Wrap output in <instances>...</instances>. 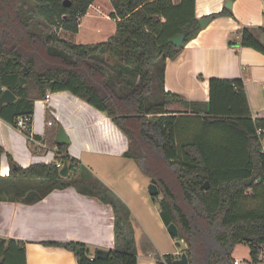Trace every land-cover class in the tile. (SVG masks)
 <instances>
[{
    "label": "trees",
    "instance_id": "obj_1",
    "mask_svg": "<svg viewBox=\"0 0 264 264\" xmlns=\"http://www.w3.org/2000/svg\"><path fill=\"white\" fill-rule=\"evenodd\" d=\"M93 1L0 0V94L9 89L16 96L0 108V118L14 127L17 117L32 116L35 100L48 92H70L105 112L125 134L124 156L152 175L161 193L160 218L165 226L176 225L188 264H233L231 252L240 243L248 245L250 261L257 264L264 244V156L256 127L264 128V118L252 120L241 79L210 78L204 103L188 102L163 86L166 60L201 29L195 0H109L116 27L107 40L81 44L61 37L59 29L78 32ZM222 15L232 14L223 8L212 17ZM181 33L183 44L175 47L170 40ZM239 35L243 47L264 52L249 29H240ZM21 77L26 81L19 86ZM171 103L189 107L196 116L170 114L166 105ZM195 119L204 123L203 129ZM56 131L52 125L47 132L48 143L57 148L53 162L22 167L0 146V159L6 154L9 165L8 175H0V201L32 203L69 187L95 197L111 207L114 217V246L105 258L90 260L93 253L79 241L43 243L72 252L77 264H136L129 207L68 156V144L56 143ZM55 161L68 166L67 176L59 174ZM150 161L161 173L147 167ZM205 182L207 189L201 188ZM30 190L38 195L26 200ZM145 241L141 251H154L148 237L150 246L144 249ZM0 264H26L24 242L0 238Z\"/></svg>",
    "mask_w": 264,
    "mask_h": 264
},
{
    "label": "crops",
    "instance_id": "obj_2",
    "mask_svg": "<svg viewBox=\"0 0 264 264\" xmlns=\"http://www.w3.org/2000/svg\"><path fill=\"white\" fill-rule=\"evenodd\" d=\"M228 1L195 0L197 20L203 17L211 19L205 27L200 26L197 35L183 45L175 58L166 60L163 86L165 91L178 94L188 102L204 103L209 99L210 78L241 79L251 118H264V52L243 47L239 35L240 29L245 27L264 46L263 4L261 0H231L230 7H227ZM98 5L94 0L87 12L99 8ZM223 8L232 15L212 17ZM113 20L115 23L116 20ZM79 28L80 23L78 31ZM48 95V102L45 99L35 100L31 121V132L45 148H37L25 134L1 118L0 146L22 167L53 162L55 144L47 141V132L52 127L47 122L51 120L53 127L60 125L69 139L68 156L78 160L123 200L121 193L108 184L105 177H100L82 156L102 153L125 157L128 147L125 134L105 112L70 92H48ZM166 109L177 116H196L189 107L180 103L168 104ZM201 120H194L199 129L204 127ZM8 173L9 165L3 153L0 175ZM125 204L132 212L127 201ZM113 221L109 205L95 197L81 195L72 187L54 190L32 203L6 198L0 201V238L23 241L26 264H77L72 252L46 245L44 241L83 242L93 254L99 248L111 249L115 239ZM137 254L144 252L137 250ZM231 255L233 259L244 261L232 252Z\"/></svg>",
    "mask_w": 264,
    "mask_h": 264
},
{
    "label": "rangeland",
    "instance_id": "obj_3",
    "mask_svg": "<svg viewBox=\"0 0 264 264\" xmlns=\"http://www.w3.org/2000/svg\"><path fill=\"white\" fill-rule=\"evenodd\" d=\"M95 2L99 4V8L90 10L80 18V28L77 33L71 34L59 29V35L64 39L81 44L107 40L115 32L116 27L114 20L109 17L112 7L109 0H95ZM56 127L58 130L60 125ZM99 154H83L82 158L100 177H105V181L121 193L123 202L127 201L130 205L135 244L138 250L140 252L142 250V240H146L144 249L150 246L147 241L148 237L154 251L159 253L179 251L182 253L185 248L184 241L172 237L160 218L158 199L161 197V193L159 192L157 198L148 193L152 175L144 173L134 159ZM147 167L153 173H161V170L152 161L147 163ZM163 177L169 178L167 175ZM169 181L174 185L172 176ZM232 253L241 260L244 259L242 264L248 263L250 259L249 247L246 243L237 244L232 249Z\"/></svg>",
    "mask_w": 264,
    "mask_h": 264
},
{
    "label": "water",
    "instance_id": "obj_4",
    "mask_svg": "<svg viewBox=\"0 0 264 264\" xmlns=\"http://www.w3.org/2000/svg\"><path fill=\"white\" fill-rule=\"evenodd\" d=\"M231 4V0L228 1L227 3V7H230ZM65 6L69 5V2H64ZM211 17H203V18H199L198 19V23L201 27H205V25L210 21ZM185 35L183 33L178 34L174 37L171 38L170 42L175 46V47H181L184 41ZM24 70H26V67H24ZM25 78L21 77L20 79V83L19 86H22L25 83ZM16 96L9 90V89H4L2 91V93L0 94V108L4 105V104H8L11 103L15 100ZM56 143L58 144H68L69 143V139L64 131V129L62 127H59L56 133ZM69 172L68 166L67 165H63L60 170H59V174L61 176H67ZM255 178V174L251 175L249 178H247L246 180H244V185L245 186H249L250 183L254 180ZM201 188L203 189H207L208 188V182H205ZM159 188L158 186L151 182L148 188V193L150 196L152 197H157L159 195ZM37 192L34 190H30L25 194V199L28 200L30 198H32L33 196H37ZM167 231L173 236V237H177L178 236V229L176 227V225L174 223H170L166 226ZM94 255L97 258H105L108 255V250L107 249H96ZM173 264H188L189 260L188 257L186 255L185 252L181 253L180 258L174 260L172 262Z\"/></svg>",
    "mask_w": 264,
    "mask_h": 264
},
{
    "label": "built area",
    "instance_id": "obj_5",
    "mask_svg": "<svg viewBox=\"0 0 264 264\" xmlns=\"http://www.w3.org/2000/svg\"><path fill=\"white\" fill-rule=\"evenodd\" d=\"M261 2L263 4L264 10V0H261ZM44 99L48 102L49 95L46 94ZM257 118L258 117H252V120L254 122H257ZM31 121V115L19 116L15 120L14 127L25 134L29 142L36 144L37 148H45V146L40 143L39 140H37L34 134L31 132ZM53 124L54 123L51 120L47 122L48 126H52ZM256 134L260 143V152L264 156V128L256 127ZM53 149L57 153L56 145H54ZM55 165L57 168H61L63 166V164H61L59 161H55ZM93 256L94 254L89 255L90 260L93 259ZM180 256L181 253L179 251L163 253H159L157 251H148L144 254H136V264H171L174 260L180 258ZM240 262L241 261L238 259L233 260V264H240ZM256 262L257 264H264V244L260 245V247L258 248ZM248 264H252V262L250 261L248 262Z\"/></svg>",
    "mask_w": 264,
    "mask_h": 264
}]
</instances>
